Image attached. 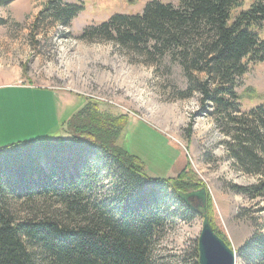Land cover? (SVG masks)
<instances>
[{
	"label": "trees",
	"instance_id": "obj_1",
	"mask_svg": "<svg viewBox=\"0 0 264 264\" xmlns=\"http://www.w3.org/2000/svg\"><path fill=\"white\" fill-rule=\"evenodd\" d=\"M241 5L242 0H149L141 13L112 14L85 27L79 38L176 60L188 79L182 97L199 95L225 135L226 157L257 177L229 188L264 202V104L242 110L235 91L248 66L264 61L258 32L264 0L235 13ZM83 7L44 0L33 26H68ZM126 121L86 102L66 122L71 137L0 146V264L156 263L154 247L166 226L196 215L179 193L204 185L188 164L174 178L147 176L142 161L118 144ZM235 251L248 263L264 264V234L252 233ZM190 261L198 264L197 241Z\"/></svg>",
	"mask_w": 264,
	"mask_h": 264
},
{
	"label": "rangeland",
	"instance_id": "obj_2",
	"mask_svg": "<svg viewBox=\"0 0 264 264\" xmlns=\"http://www.w3.org/2000/svg\"><path fill=\"white\" fill-rule=\"evenodd\" d=\"M64 1L84 6L68 26L50 21L33 26L44 0L0 4V85H6L0 86L6 95L0 99V146L41 137L69 138L73 132L64 119L92 102L101 113L127 117L118 144L142 161L147 176L174 178L188 164L208 190L211 225L234 251L252 233L264 234V202L229 188L254 183L257 177L238 170L226 157L225 135L199 95L182 97L188 79L179 63L168 54L79 38L85 27L112 14L141 13L149 0ZM251 1L242 0L234 12ZM258 32L264 37V24ZM235 91L242 110L264 104V61L248 66ZM58 93L66 105L62 119L57 117ZM201 222L198 212L192 219L170 222L155 244V264H190ZM235 264L251 263L236 255Z\"/></svg>",
	"mask_w": 264,
	"mask_h": 264
},
{
	"label": "water",
	"instance_id": "obj_3",
	"mask_svg": "<svg viewBox=\"0 0 264 264\" xmlns=\"http://www.w3.org/2000/svg\"><path fill=\"white\" fill-rule=\"evenodd\" d=\"M208 190L200 187L188 192H180L179 198L183 203L189 205V199L195 198L199 201L197 208H193L202 217L201 229L197 238L198 263L199 264H235L236 254L216 232L209 221L205 210V199Z\"/></svg>",
	"mask_w": 264,
	"mask_h": 264
},
{
	"label": "crops",
	"instance_id": "obj_4",
	"mask_svg": "<svg viewBox=\"0 0 264 264\" xmlns=\"http://www.w3.org/2000/svg\"><path fill=\"white\" fill-rule=\"evenodd\" d=\"M1 87H3V86H6V85H0ZM9 86V85H8ZM30 87H34V89H38V90H40V89H42V87H37V86H32V85H30ZM29 88V87H28ZM14 89V88H13ZM5 90V89H4ZM58 95L59 96H55V98H56V101H58V106H57V109H58V118L59 119H62V117L61 116H63V114H64V112H65V110H66V105H65V102L62 104L61 103V99L63 100V96H61L59 93H58ZM1 98H6V95L4 94V91L3 90H1L0 91V99ZM59 101H60V103L61 104H59ZM65 105V106H64ZM72 114H69V115H67L66 116V118L64 119V121L66 122V120L67 119H69V117L71 116ZM63 122V121H62Z\"/></svg>",
	"mask_w": 264,
	"mask_h": 264
},
{
	"label": "flooded vegetation",
	"instance_id": "obj_5",
	"mask_svg": "<svg viewBox=\"0 0 264 264\" xmlns=\"http://www.w3.org/2000/svg\"><path fill=\"white\" fill-rule=\"evenodd\" d=\"M198 189V188H197ZM191 191V190H190ZM208 197V196H207ZM207 197H206V199H205V210H207L206 208V206H207ZM189 204H190V206L189 205H187V206H189L195 213H196V211L193 209V208H197L198 207V204L200 205V203H199V201L198 200H196L195 198H191V199H189Z\"/></svg>",
	"mask_w": 264,
	"mask_h": 264
},
{
	"label": "bare ground",
	"instance_id": "obj_6",
	"mask_svg": "<svg viewBox=\"0 0 264 264\" xmlns=\"http://www.w3.org/2000/svg\"><path fill=\"white\" fill-rule=\"evenodd\" d=\"M217 234V233H216ZM235 252V251H234ZM235 254H236V252H235ZM199 264V263H198Z\"/></svg>",
	"mask_w": 264,
	"mask_h": 264
}]
</instances>
